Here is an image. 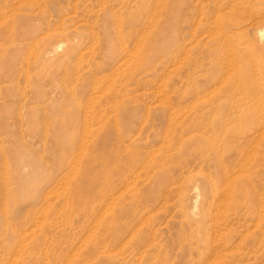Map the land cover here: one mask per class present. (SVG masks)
<instances>
[{"label":"rangeland","instance_id":"374dc122","mask_svg":"<svg viewBox=\"0 0 264 264\" xmlns=\"http://www.w3.org/2000/svg\"><path fill=\"white\" fill-rule=\"evenodd\" d=\"M263 33L264 0H0V264H264Z\"/></svg>","mask_w":264,"mask_h":264},{"label":"bare ground","instance_id":"6f19581e","mask_svg":"<svg viewBox=\"0 0 264 264\" xmlns=\"http://www.w3.org/2000/svg\"><path fill=\"white\" fill-rule=\"evenodd\" d=\"M263 19V18H262ZM64 21V20H63ZM61 25V24H60ZM63 27V26H62ZM61 27V28H62ZM62 31V30H61ZM223 32H225V31H223ZM260 33V32H259ZM225 34V33H224ZM258 34V33H257ZM264 34V33H263ZM118 35V34H117ZM261 35V34H260ZM259 35V36H260ZM65 35L63 34V33H53V34H51V35H49V36H47V40H48V45L49 46H51V47H54V46H56L60 41H57V40H61L63 37H64ZM66 37V36H65ZM224 38V37H223ZM260 38V37H259ZM122 40V39H121ZM39 41V40H38ZM54 41H56V43L57 44H54L55 42ZM68 41V40H67ZM53 43V44H52ZM61 45H62V43H61ZM61 45H58L56 48H54L55 50H58L59 48H61ZM140 44H138V46H139ZM67 47V46H66ZM140 48H141V45H140ZM53 49V50H54ZM122 49V48H121ZM65 51V50H64ZM63 51V52H64ZM159 51H160V49H159ZM125 53L126 54V51L124 52V51H121V53ZM130 52V51H129ZM154 52H155V50H154ZM131 53H134V52H131ZM63 54V53H62ZM138 54V52L136 53L135 52V56ZM133 54H132V57H135ZM128 56H130V54L128 55ZM63 57V56H62ZM64 57H66V59H68L69 58V52L67 51L65 54H64ZM137 57V56H136ZM131 58V57H130ZM129 59V58H128ZM130 61V60H129ZM128 62V61H127ZM264 63V62H263ZM125 64V63H124ZM130 64H133V63H131L130 62ZM261 65V64H260ZM124 66V65H123ZM120 67V66H119ZM122 67V66H121ZM262 71H263V68H262V65L261 66H257V68H256V70H255V72H256V75L257 76H259V75H261V73H262ZM65 72V71H64ZM123 72V71H122ZM252 72H254V69L252 70ZM264 72V71H263ZM254 74V73H253ZM237 75V74H236ZM264 75V74H263ZM239 76V75H238ZM220 77V76H219ZM228 77V76H227ZM226 77V78H227ZM132 78V77H131ZM262 78V77H261ZM260 78V79H261ZM158 79V78H157ZM222 79V78H221ZM259 79V78H258ZM264 79V78H263ZM240 80V79H239ZM255 80V75H254V79H252L251 80V82L252 81H254ZM157 81V80H156ZM257 81V80H256ZM259 82V81H258ZM264 82V81H263ZM262 82V83H263ZM253 86H254V83H253ZM239 87V86H238ZM252 87V86H251ZM256 88V87H255ZM236 89V88H235ZM241 89V88H240ZM246 89V88H245ZM262 90V89H261ZM254 91V90H253ZM262 91H264V90H262ZM261 91V92H262ZM244 92H245V90H244ZM243 92V93H244ZM253 93V92H252ZM257 93V92H256ZM258 93H259V89H258ZM254 95H257L258 96V94H255L254 93ZM252 97H254L253 95H252ZM255 99V98H254ZM116 112V111H115ZM117 113V112H116ZM134 173V172H133ZM234 180V179H233ZM235 182V181H234ZM208 183V182H207ZM232 184H233V181H232ZM232 186H234V184L232 185ZM230 188H232L231 190H233V187H231V186H229ZM181 190V189H180ZM210 191V190H209ZM230 191V190H229ZM194 193L196 194V198L200 195L199 194V191H198V188H195L194 189ZM212 193V192H211ZM232 193V192H231ZM214 194L212 193V196H213ZM230 195V194H229ZM215 196V195H214ZM213 196V197H214ZM229 198H230V196H229ZM183 199V198H182ZM211 207V206H210ZM110 211H113V210H110ZM208 211V210H207ZM210 212H211V210H210ZM211 218V217H210ZM200 229V228H199ZM198 230V229H197Z\"/></svg>","mask_w":264,"mask_h":264}]
</instances>
